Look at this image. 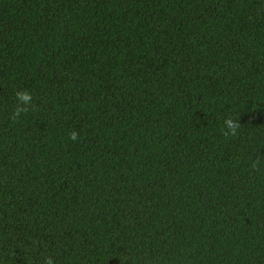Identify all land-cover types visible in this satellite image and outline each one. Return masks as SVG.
<instances>
[{"label":"trees","instance_id":"1","mask_svg":"<svg viewBox=\"0 0 264 264\" xmlns=\"http://www.w3.org/2000/svg\"><path fill=\"white\" fill-rule=\"evenodd\" d=\"M46 255L264 264V0H0V264Z\"/></svg>","mask_w":264,"mask_h":264},{"label":"clouds","instance_id":"2","mask_svg":"<svg viewBox=\"0 0 264 264\" xmlns=\"http://www.w3.org/2000/svg\"><path fill=\"white\" fill-rule=\"evenodd\" d=\"M16 105L11 116L13 122L17 121L22 114H26L33 107V96L28 90H18L15 93ZM241 127L240 120L234 116L228 115L223 120V126L221 127V135L225 138H233L238 135ZM70 140L76 141L78 139V133L75 130L70 131ZM253 166H256L254 162ZM40 264H56L52 255H46L42 258Z\"/></svg>","mask_w":264,"mask_h":264}]
</instances>
